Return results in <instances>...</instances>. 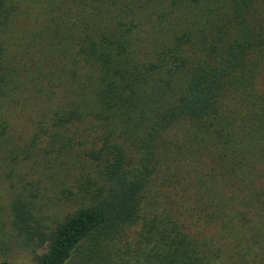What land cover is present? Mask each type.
Wrapping results in <instances>:
<instances>
[{
  "label": "trees",
  "instance_id": "trees-1",
  "mask_svg": "<svg viewBox=\"0 0 264 264\" xmlns=\"http://www.w3.org/2000/svg\"><path fill=\"white\" fill-rule=\"evenodd\" d=\"M15 17L54 100L12 203L37 264H264V0H0V91Z\"/></svg>",
  "mask_w": 264,
  "mask_h": 264
},
{
  "label": "rangeland",
  "instance_id": "rangeland-1",
  "mask_svg": "<svg viewBox=\"0 0 264 264\" xmlns=\"http://www.w3.org/2000/svg\"><path fill=\"white\" fill-rule=\"evenodd\" d=\"M37 32L20 17L11 19L1 32L8 74L0 91V262L13 264H37L48 249L47 243L39 245L19 234L12 212L17 190L41 179L52 156L46 132L54 100L42 76L46 38ZM49 196L52 194H37V201L48 203ZM69 209L60 205L53 213L59 216ZM81 257L75 253L67 264L85 263Z\"/></svg>",
  "mask_w": 264,
  "mask_h": 264
}]
</instances>
